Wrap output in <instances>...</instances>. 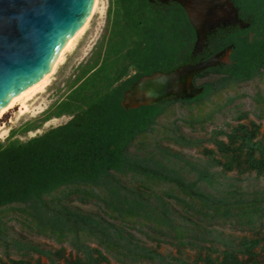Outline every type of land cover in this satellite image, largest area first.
<instances>
[{
  "label": "rangeland",
  "instance_id": "1",
  "mask_svg": "<svg viewBox=\"0 0 264 264\" xmlns=\"http://www.w3.org/2000/svg\"><path fill=\"white\" fill-rule=\"evenodd\" d=\"M118 11L116 0H100L74 50L28 103L31 112L19 117L15 108L0 119V143L27 141L71 119L54 114L62 102L77 105L93 92L69 98L102 63L109 41L125 34ZM206 12L195 26L193 57L201 59L178 69L200 67L189 88L157 101L172 103L127 155L146 167L158 165L222 206L206 205L169 182L109 172L99 184L43 196L44 205L1 209L0 264H264V69L250 81L229 84L217 68L233 63L232 47L202 59L209 37L246 27L231 0ZM204 85L210 88L206 100L181 102L197 97Z\"/></svg>",
  "mask_w": 264,
  "mask_h": 264
},
{
  "label": "trees",
  "instance_id": "2",
  "mask_svg": "<svg viewBox=\"0 0 264 264\" xmlns=\"http://www.w3.org/2000/svg\"><path fill=\"white\" fill-rule=\"evenodd\" d=\"M125 34L110 40L102 63L74 93L94 88L79 104L62 102L54 114H69L64 125L27 141L0 143V210L13 205H44L43 196L71 185H96L109 172H133L149 179L175 184L180 191L210 206L221 200L193 191L178 177L166 175L158 165L145 166L127 155L139 136L152 131L156 120L172 101L125 108L124 94L141 78L170 74L200 60L193 57L197 33L183 6L174 0H116ZM238 19L246 24L228 33L209 37L202 59L232 47L230 65L217 72L229 84L252 80L264 69V0H231ZM252 35V39L248 36ZM133 69V75L129 74ZM100 82V84L97 83ZM98 84V88L97 85ZM208 85L184 103L202 102ZM83 96V95H82ZM47 118L46 120H49ZM261 152V151H260ZM264 163V152H261ZM249 164L258 166L254 159ZM150 167V168H149Z\"/></svg>",
  "mask_w": 264,
  "mask_h": 264
},
{
  "label": "water",
  "instance_id": "3",
  "mask_svg": "<svg viewBox=\"0 0 264 264\" xmlns=\"http://www.w3.org/2000/svg\"><path fill=\"white\" fill-rule=\"evenodd\" d=\"M174 1L183 6L197 33L184 4ZM93 2L94 0H0V109L48 71L61 49L88 19ZM18 32L22 33V41L16 40ZM179 73L180 70H176L170 74L155 73L143 77L124 94V98L146 79L155 76L175 77ZM156 103L157 101L134 107L122 105L125 108H137Z\"/></svg>",
  "mask_w": 264,
  "mask_h": 264
},
{
  "label": "bare ground",
  "instance_id": "4",
  "mask_svg": "<svg viewBox=\"0 0 264 264\" xmlns=\"http://www.w3.org/2000/svg\"><path fill=\"white\" fill-rule=\"evenodd\" d=\"M221 1L222 3L226 2V0ZM211 2V0H202L200 2H195V0H192L191 3L182 1L190 13L193 23L197 27L202 24V20L205 18L204 16L207 13L206 9L211 7ZM99 6L100 0H94L88 19L61 49L48 71L36 82L12 97L0 109V119L6 113L14 110L15 108H18L19 117L31 112L28 103L32 101L37 94L42 93L49 85L52 75L55 73L57 68L64 63L66 54L74 50L79 39L88 29L89 23L94 13L99 10ZM198 68L200 67L185 69L175 77L155 76L151 79L144 80L142 83L136 86L133 92L127 95L126 105L129 107H134L140 104L153 103L165 97L183 95L186 89L189 88L191 76L195 71H197ZM4 133V131L0 133V137H2Z\"/></svg>",
  "mask_w": 264,
  "mask_h": 264
},
{
  "label": "flooded vegetation",
  "instance_id": "5",
  "mask_svg": "<svg viewBox=\"0 0 264 264\" xmlns=\"http://www.w3.org/2000/svg\"><path fill=\"white\" fill-rule=\"evenodd\" d=\"M200 1H202V0H195V2H200ZM211 3H212V6H213L214 10L217 9V5H219V4L222 5L223 4L221 0H219L217 3H215L214 1H212Z\"/></svg>",
  "mask_w": 264,
  "mask_h": 264
},
{
  "label": "snow or ice",
  "instance_id": "6",
  "mask_svg": "<svg viewBox=\"0 0 264 264\" xmlns=\"http://www.w3.org/2000/svg\"><path fill=\"white\" fill-rule=\"evenodd\" d=\"M22 39H23L22 33L18 32L17 36H16V40L17 41H22Z\"/></svg>",
  "mask_w": 264,
  "mask_h": 264
}]
</instances>
